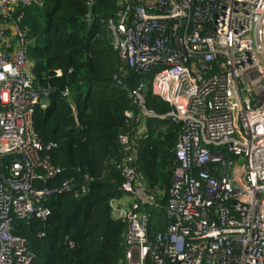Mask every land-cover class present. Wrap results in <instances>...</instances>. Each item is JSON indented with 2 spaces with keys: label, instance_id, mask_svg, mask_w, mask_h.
<instances>
[{
  "label": "built area",
  "instance_id": "built-area-1",
  "mask_svg": "<svg viewBox=\"0 0 264 264\" xmlns=\"http://www.w3.org/2000/svg\"><path fill=\"white\" fill-rule=\"evenodd\" d=\"M41 1L0 0V264L33 258L26 240L11 234L14 216L45 221L50 197L87 192L71 179L37 185L61 170L40 155L32 115L45 104L13 12ZM119 5L106 23L119 60L138 75L154 71L150 91L170 106L163 114L147 109L146 84L139 82L124 117L137 125L160 118L180 126L164 205L136 170V140L118 135L124 180L109 206L113 218L127 224L119 264H264V0ZM146 207L163 211L154 219L165 227L152 233Z\"/></svg>",
  "mask_w": 264,
  "mask_h": 264
},
{
  "label": "trees",
  "instance_id": "trees-1",
  "mask_svg": "<svg viewBox=\"0 0 264 264\" xmlns=\"http://www.w3.org/2000/svg\"><path fill=\"white\" fill-rule=\"evenodd\" d=\"M119 10V0H94L91 7L85 0H42L13 12L25 32V53L45 104L36 105L32 115L43 146L40 155L61 170L56 179L37 185L51 187L71 179L74 188L87 186L81 197H50L45 221L13 217L11 234L26 240L33 253L30 264H119L127 224L113 218L109 200L122 194L118 165L126 154L118 143L120 133L136 140V170L165 204L180 126L160 118L137 125L124 117V111L133 109L130 94L139 82L146 84L147 109L163 114L170 106L150 91L154 71L138 75L119 60L106 26ZM139 127L145 131L138 133ZM144 210L151 213L152 233L165 227L154 219L163 217L162 210Z\"/></svg>",
  "mask_w": 264,
  "mask_h": 264
},
{
  "label": "rangeland",
  "instance_id": "rangeland-1",
  "mask_svg": "<svg viewBox=\"0 0 264 264\" xmlns=\"http://www.w3.org/2000/svg\"><path fill=\"white\" fill-rule=\"evenodd\" d=\"M158 194H161L160 192L159 193H156V195H158Z\"/></svg>",
  "mask_w": 264,
  "mask_h": 264
}]
</instances>
